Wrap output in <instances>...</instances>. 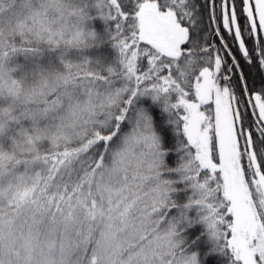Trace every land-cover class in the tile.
<instances>
[{
    "label": "snow or ice",
    "instance_id": "snow-or-ice-1",
    "mask_svg": "<svg viewBox=\"0 0 264 264\" xmlns=\"http://www.w3.org/2000/svg\"><path fill=\"white\" fill-rule=\"evenodd\" d=\"M0 264H264V0H0Z\"/></svg>",
    "mask_w": 264,
    "mask_h": 264
},
{
    "label": "trees",
    "instance_id": "trees-1",
    "mask_svg": "<svg viewBox=\"0 0 264 264\" xmlns=\"http://www.w3.org/2000/svg\"><path fill=\"white\" fill-rule=\"evenodd\" d=\"M237 2H239V0H237ZM212 31H213L212 27H209V29H208L209 33H207V39L209 40V42H215V43L219 44V41L213 36ZM237 58L240 59L239 54H237ZM249 119L251 120L252 117H249Z\"/></svg>",
    "mask_w": 264,
    "mask_h": 264
},
{
    "label": "rangeland",
    "instance_id": "rangeland-1",
    "mask_svg": "<svg viewBox=\"0 0 264 264\" xmlns=\"http://www.w3.org/2000/svg\"><path fill=\"white\" fill-rule=\"evenodd\" d=\"M209 33V32H208ZM225 39L229 41V43L231 44V37H227L225 36Z\"/></svg>",
    "mask_w": 264,
    "mask_h": 264
}]
</instances>
